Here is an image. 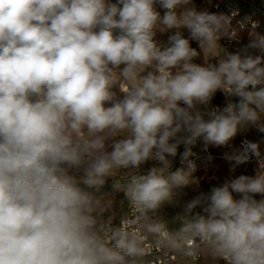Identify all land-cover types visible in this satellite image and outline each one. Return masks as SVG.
<instances>
[{
    "label": "clouds",
    "instance_id": "obj_1",
    "mask_svg": "<svg viewBox=\"0 0 264 264\" xmlns=\"http://www.w3.org/2000/svg\"><path fill=\"white\" fill-rule=\"evenodd\" d=\"M236 15L193 0H0V264H264L259 142L223 154L232 172L255 159L254 175L162 211L199 185L198 141L264 133V34ZM244 29L236 52L220 44ZM109 178L127 201L119 223Z\"/></svg>",
    "mask_w": 264,
    "mask_h": 264
},
{
    "label": "crops",
    "instance_id": "obj_2",
    "mask_svg": "<svg viewBox=\"0 0 264 264\" xmlns=\"http://www.w3.org/2000/svg\"><path fill=\"white\" fill-rule=\"evenodd\" d=\"M194 5L197 10H208L212 13H220L215 9V4H219L224 11L238 12V18L243 20L245 17H248L252 20L259 19L264 20V0H193ZM163 14V10L159 9ZM237 23L234 24V26ZM261 34H264V30L257 29ZM169 34H158V39L163 42L167 41V37ZM184 35L187 37L189 34L187 30H184ZM249 42L248 29H244L239 33V39L234 40L231 44H226L224 41H220V44L227 48L230 52H236L244 45ZM193 47L198 48V44L195 41L191 42ZM253 54H259L257 51L252 50ZM197 63L203 62V57L197 58L195 61ZM214 62V61H213ZM235 102L238 98H232ZM227 103V99L222 92H217L214 96L210 107H223ZM241 137H248L253 142H259L261 150H264V134L259 133L255 128H249L247 131L238 134L232 141L230 146L227 147H213L210 148V155L213 157L212 160H208L207 157L209 155H202L197 160L198 170L195 173L196 178L199 180V185H192L183 190V193L179 197L180 204L176 207L166 206L162 211L166 218H172L177 213L182 211V206L187 201L191 200L195 196H197L200 192H208L210 191L212 186H218L222 184L227 179L235 178L239 175H254L256 169V161H251L247 164L240 165L236 168L235 172L230 170V164L223 158V154L225 152H230L233 148H240L237 144V141ZM184 151V145H181L178 149V155L173 159V170L175 168L180 167V154ZM193 151L197 154H204L203 151V142L198 141L197 144L193 147ZM154 162H148L147 164L142 166V171H147L151 166H153ZM113 179L109 178L104 188L101 190L103 193L109 194V199L112 200V209L106 215H110L112 213L116 214V223H119V216L123 211L127 210V201L124 198V194L122 192H115L112 188ZM260 197L257 196V199ZM123 201V206L121 202ZM177 264V262L173 263ZM201 264H205L202 260Z\"/></svg>",
    "mask_w": 264,
    "mask_h": 264
},
{
    "label": "built area",
    "instance_id": "obj_3",
    "mask_svg": "<svg viewBox=\"0 0 264 264\" xmlns=\"http://www.w3.org/2000/svg\"><path fill=\"white\" fill-rule=\"evenodd\" d=\"M113 2H115V0H113ZM215 9L218 10L220 13H225V14H231V12H228V11H224L222 10L221 6L219 4H215ZM254 20H257L259 21V28L258 29H262L264 30V20H259V19H254ZM238 21H240V19L238 18V15H236L233 19V24L237 23ZM222 41H224L226 44H231L234 42V40L230 41L228 40L227 38H223L221 39ZM261 134H264V133H261ZM244 140H250L248 137H241L239 138V140L237 141V144L239 145V147L241 146V143L242 141ZM251 141V140H250ZM204 151V150H203ZM262 154H264V150H261ZM197 154V153H196ZM202 155H210V148H208V151L205 152L204 151V154H197V159H196V162L197 160L202 156ZM252 161H255V159H253ZM176 261L170 259V258H167V257H163V256H160L158 258L155 259L154 261V264H173L175 263Z\"/></svg>",
    "mask_w": 264,
    "mask_h": 264
}]
</instances>
